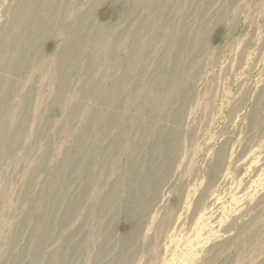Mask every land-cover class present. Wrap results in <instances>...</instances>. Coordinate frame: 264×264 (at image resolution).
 Masks as SVG:
<instances>
[{
  "label": "rangeland",
  "instance_id": "374dc122",
  "mask_svg": "<svg viewBox=\"0 0 264 264\" xmlns=\"http://www.w3.org/2000/svg\"><path fill=\"white\" fill-rule=\"evenodd\" d=\"M0 264H264V0H0Z\"/></svg>",
  "mask_w": 264,
  "mask_h": 264
}]
</instances>
